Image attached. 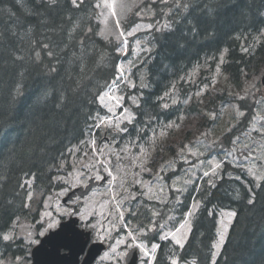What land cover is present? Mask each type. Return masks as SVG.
<instances>
[{
    "label": "trees",
    "instance_id": "obj_1",
    "mask_svg": "<svg viewBox=\"0 0 264 264\" xmlns=\"http://www.w3.org/2000/svg\"><path fill=\"white\" fill-rule=\"evenodd\" d=\"M175 3L144 0L128 21L129 28L156 18L161 26L144 33L152 53L142 67L146 86L138 85L132 92L140 96L129 129L134 134L149 117H177L179 107L164 110L161 97L179 84L185 91L188 75L204 63L213 69L225 49L221 68L233 85L239 86L246 74L258 76L264 70V0H190V9L180 16L175 15ZM96 4L97 0H84L73 8L68 0H60L58 7L46 8L37 0H0V231L19 217L38 221L39 211L31 216L24 206L27 182L33 179L35 188L44 187L48 193L58 189L54 179L61 163L69 165V149L82 146L94 124L107 114L97 97L117 83L121 57L118 45L100 35ZM166 24L175 30L168 31ZM46 93L48 99L41 102ZM197 106L188 107L192 114L199 112ZM159 157L164 161L157 153L153 162ZM230 168L225 163L214 184L204 179L198 189L195 182L179 201L170 191L158 216L152 208L136 212L132 220L142 229L168 221L171 214L176 217L169 226L176 229L193 198L200 202L183 249L171 240L160 242L161 230L147 235L148 246L159 245L152 264H171L174 257L180 264H213L221 209L236 215L214 264H264V179L257 184L236 170L243 176L238 180L229 176L234 172ZM179 174L170 173L166 180ZM0 254L27 255L20 241L0 242Z\"/></svg>",
    "mask_w": 264,
    "mask_h": 264
},
{
    "label": "rangeland",
    "instance_id": "obj_2",
    "mask_svg": "<svg viewBox=\"0 0 264 264\" xmlns=\"http://www.w3.org/2000/svg\"><path fill=\"white\" fill-rule=\"evenodd\" d=\"M143 1L115 0L116 15H112L109 8H98L100 35L118 45L123 59L119 65V77L120 68L123 69V78H119L121 83L107 91L119 101V106L116 105V100L105 97L103 108L107 114L101 118L105 120V125L100 128L93 127L83 145L72 148L78 150L71 151L69 165L63 164L59 170L57 177H64L69 181L68 184L55 178L54 183L58 189L45 198L47 189L40 187L34 190V181L27 182L33 197L28 201L29 214H35L40 206L43 207L36 224H30L25 220L17 222L15 234L17 240L26 247L27 253L24 257L20 256L17 264H25L29 256L31 261V251L35 245H29L26 241L43 238L39 237V232L46 228L50 219L59 218V214L67 208L83 215L91 225L86 230L92 232L95 242L109 245L99 264H113L115 255L121 264H125L124 252L131 239L129 231L136 234L137 240L143 245V250L133 247L127 249V254L133 249H138L139 264H145L146 260L151 264L157 248L145 243V235L151 231L156 233L163 230L162 239H171L175 243L172 238V234L175 233L185 244L191 232L192 217L199 209V202L192 203L191 214L186 215L185 222L174 232L166 231L165 227L169 226V222L176 215L171 214L167 223L166 221L152 223L147 225L146 229H142L141 224L138 225L132 220L136 217V212L139 214L141 210L147 211L152 208L155 210L154 214L158 216L159 209L170 197V191H173L178 200V193H186L196 180L206 178L209 184H213L221 176L225 163L230 165V170L233 167L234 172L229 173L231 177L237 178L244 173L257 184L264 178V86L261 84L264 70L258 76L246 74L241 84L235 86L231 83L229 75L222 70L220 60L213 69L204 63L188 75L183 86L185 91L179 84L174 86L167 96H163V104L168 103V109L179 107L177 118L168 122L153 119L151 123L147 122L144 127L135 130V134L130 130L127 134L117 132L114 127L116 124L128 129L133 125L127 124L123 116L134 114L136 117L133 108L139 105L140 96L132 92L138 85L146 86L145 69L142 65L152 53V47L148 45L144 33L161 28L156 18L140 21L128 28L130 16ZM99 2L101 0H97V3ZM111 2L112 0H109V3ZM121 30L124 32L123 36L120 35ZM223 57L225 62L226 51L223 52ZM217 67L220 71H217ZM251 84H255V87H250ZM238 95L246 98L239 100ZM173 99L177 101L176 104L172 103ZM193 103L198 104L199 112L195 114L188 108ZM109 108L112 109L111 112L108 111ZM173 121L179 125L178 129L175 125L173 128L165 127ZM141 129L142 135L145 136L138 134V130ZM161 131L164 132L163 135ZM93 140L100 155L93 151L91 143ZM141 148L144 149L143 152L140 151ZM157 153L164 157L163 162L160 161V157L153 162ZM97 160L107 163L116 177L115 180L108 177L103 165L97 163ZM92 165H95L93 175L98 169L104 179L87 180V186L77 185L73 179L75 174L79 171L87 174L86 166ZM236 170H240L241 173H237ZM173 172H181L182 175L172 176L167 181L166 177ZM84 179L82 176L81 180ZM64 189L69 190L65 192ZM79 189H82L81 194L76 192ZM230 212L234 211L219 212L218 239L213 262L221 252L233 221L234 217L228 215ZM129 215L131 217L127 218ZM19 218L28 220L24 217ZM161 225L163 227H160ZM221 235L224 237L223 242ZM145 252L148 254L145 255ZM11 259L9 257V260Z\"/></svg>",
    "mask_w": 264,
    "mask_h": 264
},
{
    "label": "snow or ice",
    "instance_id": "obj_3",
    "mask_svg": "<svg viewBox=\"0 0 264 264\" xmlns=\"http://www.w3.org/2000/svg\"><path fill=\"white\" fill-rule=\"evenodd\" d=\"M68 2L70 3V5L73 8H79L81 6V4H83L84 0H68ZM162 3H167L168 0H161ZM37 3L42 4L44 7L46 8H56L60 5V0H37ZM96 8H101V7H105V8H109L112 15H116V11H115V0H112L111 3H109V0H101V2L97 3L95 5ZM175 7L178 10L176 12V16H180L182 13H186L190 7H191V3L190 0H188V2H184L181 3V0H176L175 3ZM117 26H119V20H117ZM168 31H174L175 29L172 27L171 24H166L164 26ZM73 31H75V28L73 29ZM90 31V29H89ZM15 34V33H13ZM102 35V34H101ZM120 35L123 36L124 32L123 30H121ZM129 35H131V32H129ZM0 39H2V36H0ZM183 46V45H181ZM43 47L48 48V45L45 44L43 45ZM225 51H227L225 49ZM245 51H247V49H245ZM49 56L53 55L52 52H48L47 53ZM39 54H37L38 56ZM15 59L20 60L22 59V57L20 56H16ZM220 64L224 63V57L223 54L220 56ZM53 71L55 69H52ZM217 71H220L219 67H217ZM120 72H121V76L118 78H123V69L120 68ZM21 75H23V73H21ZM254 79V78H253ZM252 88L255 87V84H251ZM247 92V90H246ZM17 93L18 94H22L20 92V89L17 88ZM168 93H165V96H167ZM49 94L46 93L44 96L40 97V101L41 102H45L48 99ZM105 97H108L109 99H113L116 100V105L119 106V101L111 96L108 92L103 93L102 95H99L97 97L98 102L101 103V106L103 107V101L105 99ZM164 97H161V99H163ZM239 100H243L246 98V96H242V95H238L237 97ZM61 101L64 100V97L61 96ZM173 104H176L177 101L175 99L172 100ZM185 103H187V100L185 101ZM137 107H139V105H137ZM162 108L164 109H168L169 108V104L168 103H164L161 105ZM109 112L112 111L111 108L108 109ZM126 111V110H125ZM123 116V113L121 114ZM213 118H215V116L213 115ZM123 119L127 121V124H133L136 117L134 114H129L128 116H123ZM151 119L152 117H149V123H151ZM108 123L110 124L111 121L109 120ZM105 125V120L101 119L99 120V122L94 124V127L96 128H100L102 126ZM175 125V127L178 129L179 125L176 124L175 121L173 122H169L168 124L165 125L166 128H173V126ZM115 129L117 130L118 133L120 134H127L129 132V129L127 127H120V124H116ZM138 134L142 135V129L138 130ZM164 132L161 131V135H163ZM92 146H93V151L94 153H96L97 155H100L101 153H99L98 150L95 149V140H93L92 142ZM132 142H130V146H131ZM78 149H69V151H76ZM141 152L144 151L143 148L140 149ZM85 155H87V153H85ZM97 163H100L103 165V170L105 172H107L108 177H110L112 180H115L116 177L113 176V171L111 168L108 167L107 163H105L104 161L101 160H97ZM219 165H217L218 167ZM60 167H63V163H61ZM95 167V165L92 166H86L87 168V174L84 171H79L75 174V176L73 177L75 183L77 185L80 184H84L86 185V181L87 180H92L95 179L97 181L103 180L104 177L102 175L99 174V170L97 169L96 173L93 175V168ZM205 175H208V173H205ZM85 177L84 180H81V177ZM56 179L58 180H62L64 183L68 184L69 181L67 179H65L64 177H56ZM69 189H64V191H68ZM63 194V192L61 193V195ZM32 193L29 192L27 195V201H31L32 200ZM113 199H115V197H113ZM253 198L249 197L248 199V203L251 204L253 203ZM25 207H28V203L26 202ZM191 213H189L190 215ZM121 217L123 216V212H120ZM230 217H234L236 215L235 212H230L228 214ZM73 216H76L79 218V220L81 221L80 224H77L75 222H68V220L70 218H72ZM18 218L14 219L11 223V225L9 226V228L7 230H3L0 231V242H4L5 244H11L13 243L18 237L15 234V229L17 226L16 220ZM91 227V225L88 224V222L84 219L83 215L80 214L79 212H76L74 210H72L71 208H67L65 209L63 212H61L59 214V218H52L48 221L46 228H44V230L39 232V237H44L47 234V240L44 241V243L46 244H50L52 245V247L55 249L56 252H61V251H70L71 248L74 245H78L81 249H83L84 247L87 246L88 243H90L92 241V236L91 235H85L83 231H79L78 229H87ZM153 227H155L153 225ZM160 227H163L162 225ZM29 235H31V233H29ZM128 235L130 236V241L128 242V244L126 245V249L124 252V255H127V249L130 248H139L141 250H143V245L137 240V236L136 234H134L133 232L129 231ZM172 238L175 240V243L181 248L183 249L184 247V243H183V239L182 238H177L176 234L173 233L172 234ZM101 240L103 238H100ZM223 235H221V242H223ZM29 245H40L41 244V240L39 238L36 239H29L26 241ZM148 253L145 252V255H147ZM21 258L19 256H15L13 259L9 260L8 256L6 254H0V264H17V262L20 260ZM25 264H30V256L28 258H26L25 260ZM171 264H180V259L179 258H174L171 261Z\"/></svg>",
    "mask_w": 264,
    "mask_h": 264
},
{
    "label": "water",
    "instance_id": "obj_4",
    "mask_svg": "<svg viewBox=\"0 0 264 264\" xmlns=\"http://www.w3.org/2000/svg\"><path fill=\"white\" fill-rule=\"evenodd\" d=\"M262 84L264 86V76L262 78ZM71 222H75L78 224V221L75 219L70 221V223ZM84 234L90 235V233L85 232ZM47 238L48 237H45L42 240L41 244L33 250V264H77V261L75 262V260L83 252V249L85 247L81 249L78 245H74L70 250V254L61 255L60 252L58 253L55 251L52 245L44 243ZM91 249L92 250L89 254L88 264H92V262L101 254V252L103 251V246L101 244H96L93 245ZM74 251H76L75 255H73ZM127 264H137L136 251H133L131 254H129Z\"/></svg>",
    "mask_w": 264,
    "mask_h": 264
},
{
    "label": "flooded vegetation",
    "instance_id": "obj_5",
    "mask_svg": "<svg viewBox=\"0 0 264 264\" xmlns=\"http://www.w3.org/2000/svg\"><path fill=\"white\" fill-rule=\"evenodd\" d=\"M91 243H98V242H91ZM103 244H105L104 246H105V251L102 253V256H103V254L106 252V251H108V249H109V245L107 244V243H103ZM91 245L89 244V245H87L84 249H83V252H82V254L80 255V257L78 258V260H77V264H83V262H84V260H85V258H86V256H87V253H88V250H89V247H90ZM137 251H138V257H139V250L137 249ZM69 251H62V254H67ZM128 255V254H127ZM127 255H126V258H125V264H126V262H127ZM102 256L100 257V258H98V260L94 263V264H99V261H100V259L102 258ZM115 260H114V262H113V264H121L120 263V260H118L117 258H116V255H115V258H114ZM139 261V260H138Z\"/></svg>",
    "mask_w": 264,
    "mask_h": 264
},
{
    "label": "bare ground",
    "instance_id": "obj_6",
    "mask_svg": "<svg viewBox=\"0 0 264 264\" xmlns=\"http://www.w3.org/2000/svg\"><path fill=\"white\" fill-rule=\"evenodd\" d=\"M75 254H76V251L73 252V255H75Z\"/></svg>",
    "mask_w": 264,
    "mask_h": 264
}]
</instances>
